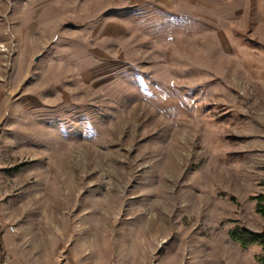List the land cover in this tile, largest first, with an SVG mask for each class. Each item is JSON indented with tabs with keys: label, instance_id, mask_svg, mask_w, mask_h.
Returning <instances> with one entry per match:
<instances>
[{
	"label": "rangeland",
	"instance_id": "1",
	"mask_svg": "<svg viewBox=\"0 0 264 264\" xmlns=\"http://www.w3.org/2000/svg\"><path fill=\"white\" fill-rule=\"evenodd\" d=\"M0 166L54 261L264 264V0H0Z\"/></svg>",
	"mask_w": 264,
	"mask_h": 264
},
{
	"label": "crops",
	"instance_id": "2",
	"mask_svg": "<svg viewBox=\"0 0 264 264\" xmlns=\"http://www.w3.org/2000/svg\"><path fill=\"white\" fill-rule=\"evenodd\" d=\"M1 167L2 166H0V169H2ZM0 223H2L4 227L7 226L6 224H4V221L0 220ZM10 224L14 225V223H12V222H10ZM15 229H16V227H15ZM8 231L9 232H5V230H4V232H3L2 246H3L4 253L7 255L8 259H9V264H15V263H12L13 256H11V251L12 250L16 251V249H18V248H24V251L26 252V253L22 252V254L24 253L22 256L23 261L19 264H22V263L23 264L24 263L25 264H64L62 262L61 263L57 262L56 260L54 261L55 258L51 256V253L49 254V258L48 257L46 258L45 257L46 254L45 253L41 254L40 252H38L39 250L38 251L36 249L26 250L24 245H22L23 240L20 239L19 236H17L16 239L13 238L12 233H14L15 231L14 232H11L10 230H8ZM31 254L32 255L38 254V256L40 258H38L36 255L37 259H33V258H31V256H32ZM19 258L21 259V257H19Z\"/></svg>",
	"mask_w": 264,
	"mask_h": 264
},
{
	"label": "trees",
	"instance_id": "3",
	"mask_svg": "<svg viewBox=\"0 0 264 264\" xmlns=\"http://www.w3.org/2000/svg\"><path fill=\"white\" fill-rule=\"evenodd\" d=\"M257 209L258 212L264 215V195L258 196ZM231 238L240 243L243 247H247L252 244H259L263 248V254L258 257L261 263H264V230L252 231L246 227H237L231 231Z\"/></svg>",
	"mask_w": 264,
	"mask_h": 264
},
{
	"label": "built area",
	"instance_id": "4",
	"mask_svg": "<svg viewBox=\"0 0 264 264\" xmlns=\"http://www.w3.org/2000/svg\"><path fill=\"white\" fill-rule=\"evenodd\" d=\"M6 227H8V229L11 232L16 231L15 226L12 224H8ZM4 229L5 227L3 226L2 223H0V264H9V259L7 255L4 253L3 246H2V237H3Z\"/></svg>",
	"mask_w": 264,
	"mask_h": 264
}]
</instances>
